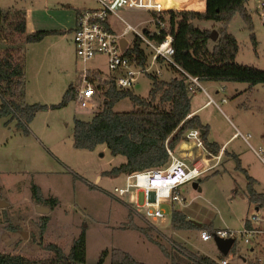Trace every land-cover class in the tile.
Masks as SVG:
<instances>
[{"label":"rangeland","instance_id":"rangeland-1","mask_svg":"<svg viewBox=\"0 0 264 264\" xmlns=\"http://www.w3.org/2000/svg\"><path fill=\"white\" fill-rule=\"evenodd\" d=\"M245 6L251 24L237 12L226 30L238 41L236 62L264 69V0H248ZM97 7L96 0H0V8L5 11L27 12L28 32L50 31L41 42L25 47V102L58 104L70 85L78 86L83 82L87 71L98 72L103 81L115 75L106 55L97 54L83 61L77 57L71 41L77 11ZM119 15L138 32L143 33L146 26L155 29L149 11L120 10ZM8 23L4 22L0 28V50L8 45L4 40L9 34ZM127 23L116 18L111 20L118 33ZM196 24L216 30L219 35L223 29L221 22L196 21ZM136 34L131 31L126 35L129 43L133 44ZM157 68L155 64L152 70ZM162 69L160 77L164 79L175 75ZM149 74H140L132 86L133 91L144 98H148L152 87ZM202 84L218 103H211L200 113L210 124L208 139L221 146L229 141L219 163L198 178L201 191L193 187V182L185 184L182 187L185 203H177L175 208L189 220L207 225V230H242L248 220L264 227V204L258 205L257 210V204L248 195L250 177L254 190L264 193V162L242 137L233 136L237 127L244 134L251 133V143L257 150L264 148V84L253 88L245 82L202 81ZM216 87L219 92H215ZM194 95L192 104L197 103ZM2 102L0 95V106ZM104 103L105 95L101 94L96 97L94 108L82 107L72 99L61 108L40 110L22 125L16 118L9 121L10 116L1 119L0 202L8 205L0 207V252L45 260L53 256L46 245L56 243L68 253L74 240L85 230L86 264L98 263L104 250L109 252L104 264H111L114 249L126 251L145 264H198L191 255L208 256L220 262L216 241H204L197 228H176L170 208L164 220L150 222L129 208L125 203L128 197L120 200L111 195L115 186L124 185L126 174L108 171L123 163L125 157L112 154L106 144L94 149L75 147V119L91 120L104 108ZM113 109L131 111L134 105L130 98H124ZM182 142L193 147L194 159L202 160L205 167L216 162L208 154L207 146L197 148L194 141L186 138ZM181 145L175 149L178 154ZM180 156L188 162L193 160ZM35 187L40 189V202L49 207L50 212L37 211ZM44 216L48 221L42 233ZM232 256L233 260L229 258L232 264H250L260 257V252L249 253L246 243H241L240 251Z\"/></svg>","mask_w":264,"mask_h":264},{"label":"trees","instance_id":"trees-1","mask_svg":"<svg viewBox=\"0 0 264 264\" xmlns=\"http://www.w3.org/2000/svg\"><path fill=\"white\" fill-rule=\"evenodd\" d=\"M247 1L206 0L204 11L170 10L151 13L153 18L166 22V26H159L157 32L146 30L148 37L160 43L167 35H172L175 47L173 58L179 68L161 63V68L164 67L165 71L175 74L171 79L150 73L152 87L148 98L136 94L132 88H119L115 77L102 81L98 72H91L90 79L94 77L100 80L105 95L104 108L96 112L91 120L75 119V147L94 149L100 144H106L112 154L125 157L123 163L108 171L110 174L121 172L128 174L167 165L170 160L167 146L175 150L191 129H199L205 146L212 154H218L221 146L208 139L209 124H205L199 115L192 114V82L181 69L199 77L203 82H245L249 84V88L264 84V69L236 62L239 52L238 41L226 30L227 24L237 12L251 24V16L245 6ZM6 21H9V34L4 36V40L8 45L0 50V95L3 97L0 121L5 116H10L9 121L16 118L22 125L32 120L40 110L61 108L75 99L79 85H70L58 104L25 102V46L41 42L50 31L38 30L27 33L24 11L13 12L0 8V28ZM196 21L223 23L219 38L216 41L212 40V30L201 28ZM127 54L138 66L145 67L150 62L152 51L144 45L141 38L135 36ZM124 98H130L134 109L115 111L114 106ZM190 114L192 116L189 117ZM237 160L240 165V160ZM249 179V198L262 206L264 193L256 192L252 186L253 179L251 177ZM34 190L37 201L40 202L42 198L40 189L35 187ZM47 221L48 217L44 216L42 233L45 231ZM172 224L180 229L203 230L207 226L205 224L199 226L178 209L172 213ZM46 249L52 252L53 256L45 260H31L23 255L0 252V264H86L85 230L74 240L68 253L56 243H49ZM108 255V250H104L96 264H104ZM191 257L198 264H218L208 256L191 255ZM221 258H224V254ZM111 264L145 263L137 261L126 251L114 249L111 254ZM250 264L261 263L254 260Z\"/></svg>","mask_w":264,"mask_h":264},{"label":"built area","instance_id":"built-area-1","mask_svg":"<svg viewBox=\"0 0 264 264\" xmlns=\"http://www.w3.org/2000/svg\"><path fill=\"white\" fill-rule=\"evenodd\" d=\"M99 3L97 8H83L77 13L76 26L73 32V42L77 57L83 61H88L97 54H104L107 56L109 68L115 72L116 84L119 88H132L138 77L142 73H155L160 76L161 63L169 66H176L173 55L175 54V47L173 45V36L167 37L160 43L151 40L147 33L157 32L158 27H165L166 22L153 18L151 21L155 29L150 30V26L143 29V33L138 32L135 27L127 23L120 15V10H144L153 12L164 11H181L190 9H178L168 6V0H96ZM187 2L188 0H174V2ZM262 18L264 20V6L262 9ZM113 18L122 20L127 23L121 33L115 31L111 25ZM131 31H136L139 38L143 40L144 45L151 49L152 54L150 62L145 66H138L133 58L127 54V50L132 47L126 35ZM127 40L125 49H122L121 39ZM157 64L159 68L152 70L153 66ZM179 68V67H178ZM183 71L192 82V94H197L200 91L207 93L205 86L199 77L192 76L188 72ZM91 73V72H90ZM90 73L87 71L83 77V82L76 89V102L85 108H94L95 99L103 94V89L100 86L98 78H89ZM107 80V79H106ZM104 80V81H106ZM103 81V80H102ZM221 90H224L222 87ZM209 104H218L211 96ZM227 101L226 98L223 99ZM192 114L189 115V117ZM235 136L242 137L256 154L264 162V148L260 147L257 150L251 143V133L244 134L237 129ZM186 139L192 140L197 148L205 146L201 137L199 129H191L186 134ZM167 151L170 156L169 163L163 167L149 168L133 173H128L125 176L124 185L115 186L112 196L123 200L126 197L129 200L125 203L134 212L149 220L150 222L162 221L166 218L168 208L171 213L176 209L175 204L185 203V197L182 196V187L189 183L197 181L206 171L211 167H215L220 159L221 154L213 155L210 151L208 154L216 159V162L209 167H205L202 160H195L188 162L186 158L180 156L175 150L167 146ZM208 162L209 158H205ZM216 237L225 239H234L232 246L233 254L238 253L241 249V243H246L247 246L259 247L261 252L260 257L255 261L264 264V228H249L244 227L242 230L238 229H213L201 230V238L204 241L214 239ZM223 258L220 264H229V258Z\"/></svg>","mask_w":264,"mask_h":264},{"label":"crops","instance_id":"crops-1","mask_svg":"<svg viewBox=\"0 0 264 264\" xmlns=\"http://www.w3.org/2000/svg\"><path fill=\"white\" fill-rule=\"evenodd\" d=\"M172 6V7H174V8H178V9H190V10H197V11H204L205 10V8H206V0H188L187 2H179V1H177V2H174V0H168V6ZM202 8H204L203 10H202ZM17 10H20V9H17ZM21 11H23V10H21ZM25 12V14H26V24H27V12L26 11H24ZM77 13H78V11H77ZM77 17V16H76ZM75 26H76V23H75V25L73 26V28L71 29V31L72 32H74V29H75ZM38 31V30H37ZM34 32V31H33ZM27 33H31V32H28V30H27ZM72 43L74 44V42H73V38H72ZM55 43H52V45H54ZM27 46V45H26ZM25 46V47H26ZM75 47V46H74ZM212 84V83H211ZM206 88V87H205ZM51 90H52V87L49 89V93L51 92ZM206 91H207V93H205V92H198L197 94H195L194 96V98H196L197 99V103L195 104L194 103V101H193V104H192V114H197V115H199L200 117H201V119H202V121L205 123V124H208V122H205L204 121V119H203V117H202V115H200V113L203 111V110H205L207 107H209L210 105H212V104H209V100H210V97L209 96H211L212 98H214L213 96H212V94L207 90V88H206ZM215 92H219V87H216L215 88ZM26 94V93H25ZM215 99V98H214ZM209 126H210V124H209ZM237 129H239V128H237L236 127V130ZM235 134H233V136H234ZM232 136V137H233ZM231 137V138H232ZM228 141L229 140H227L225 143H223V145L221 146L220 144V146H221V149H220V152L218 153V154H220L221 152H223L224 151V147H225V145L228 143ZM218 143V142H217ZM249 145V144H248ZM251 149H252V147H250ZM195 149V148H194ZM253 150V149H252ZM254 151V150H253ZM255 152V151H254ZM256 153V152H255ZM179 154L180 155H184L185 157H187V158H193V160L192 161H189V162H193V161H195L196 159H194L195 158V155H194V150H193V147H191V145H188V144H186V143H184V142H182V145H181V148L179 149ZM218 154H213V155H218ZM258 156V155H257ZM259 157V156H258ZM260 158V157H259ZM261 159V158H260ZM262 160V159H261ZM246 171H247V169H246ZM185 200H186V198H185ZM37 201V200H36ZM37 204L36 205H44L42 202H36ZM257 206V210H259L260 208H259V206L258 205H256ZM245 227H249V228H264L263 226H255L250 220H248L246 223H245ZM220 250V249H219ZM247 251L249 252V253H252V254H256V253H258V251H259V247L258 248H255V247H253V246H247ZM232 252H235L234 250H232V248H231V250H230V252H229V254L228 255H224V258H226V257H230V254L232 253ZM260 252V251H259ZM222 252L220 251V257L222 256ZM233 254V253H232ZM236 254V253H235ZM260 255H261V252H260ZM233 257V256H232ZM234 258V257H233ZM233 258H231V260H233ZM242 258H243V261H245V262H247V258L245 257V255H242ZM213 259V258H212ZM223 258H221V260H222ZM215 261H217L216 259H214ZM254 260V259H253ZM256 260V259H255ZM218 262V264H220V262L219 261H217ZM229 264H232L231 262L229 263Z\"/></svg>","mask_w":264,"mask_h":264},{"label":"water","instance_id":"water-1","mask_svg":"<svg viewBox=\"0 0 264 264\" xmlns=\"http://www.w3.org/2000/svg\"><path fill=\"white\" fill-rule=\"evenodd\" d=\"M219 38V33L216 30H213L211 33V39L216 41ZM121 44H122V49L126 48L127 45V40L125 38L121 39ZM193 187L195 189H198V191H201V187L199 186V181H194L193 182ZM8 204L1 201L0 202V207L3 206H7ZM36 209L38 212L42 213V214H46L48 212H50V208L46 207L45 205H36ZM199 226H202V223H197ZM215 241L220 249V251L224 254V255H228L233 244H234V239H225V238H220V237H216Z\"/></svg>","mask_w":264,"mask_h":264}]
</instances>
